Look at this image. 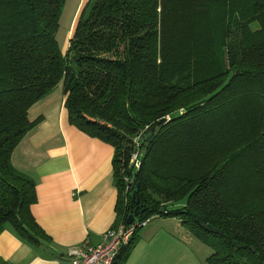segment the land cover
Instances as JSON below:
<instances>
[{
	"label": "trees",
	"instance_id": "trees-1",
	"mask_svg": "<svg viewBox=\"0 0 264 264\" xmlns=\"http://www.w3.org/2000/svg\"><path fill=\"white\" fill-rule=\"evenodd\" d=\"M63 1L0 0V231L48 240L9 157L61 82L68 124L112 147L113 224L174 217L206 264H264V0H86L62 53Z\"/></svg>",
	"mask_w": 264,
	"mask_h": 264
},
{
	"label": "crops",
	"instance_id": "crops-1",
	"mask_svg": "<svg viewBox=\"0 0 264 264\" xmlns=\"http://www.w3.org/2000/svg\"><path fill=\"white\" fill-rule=\"evenodd\" d=\"M27 119L37 121L9 162L33 181L36 198L29 210L48 240L31 245L5 224L0 264H69L70 248L96 244L113 225L112 147L68 124L61 82L31 104ZM210 252L176 218L153 216L138 229L123 264H206Z\"/></svg>",
	"mask_w": 264,
	"mask_h": 264
},
{
	"label": "built area",
	"instance_id": "built-area-1",
	"mask_svg": "<svg viewBox=\"0 0 264 264\" xmlns=\"http://www.w3.org/2000/svg\"><path fill=\"white\" fill-rule=\"evenodd\" d=\"M141 137L137 134L132 143L134 148L139 144ZM138 151L134 150L129 157V164L133 167L138 166ZM123 180L129 183V180L124 177ZM145 221L131 223L113 224L104 233L101 234L99 241L96 244L81 243L67 251L69 264H113V261L119 252L120 248L125 245L134 229L141 226Z\"/></svg>",
	"mask_w": 264,
	"mask_h": 264
},
{
	"label": "rangeland",
	"instance_id": "rangeland-1",
	"mask_svg": "<svg viewBox=\"0 0 264 264\" xmlns=\"http://www.w3.org/2000/svg\"><path fill=\"white\" fill-rule=\"evenodd\" d=\"M78 0H64L60 8L58 24L55 30V39L59 50L63 53L67 46V40L70 36L74 20L79 13V9L83 6L86 0H81L77 6ZM77 7V8H76ZM251 26L254 28L255 24Z\"/></svg>",
	"mask_w": 264,
	"mask_h": 264
},
{
	"label": "water",
	"instance_id": "water-1",
	"mask_svg": "<svg viewBox=\"0 0 264 264\" xmlns=\"http://www.w3.org/2000/svg\"><path fill=\"white\" fill-rule=\"evenodd\" d=\"M153 126H151V127H149L148 129H146L143 133H141V135H140V137H141V140L143 141V142H145V143H148L149 141H150V139H151V137H152V134H153ZM163 210V208H160L159 209V211H162ZM132 220H133V215H128L127 216V218H126V220H125V223L126 224H129V223H131L132 222ZM198 225L200 226V227H203L205 230H207V231H211V232H214L215 230L212 228V227H210L209 225H204L203 223H201V222H198Z\"/></svg>",
	"mask_w": 264,
	"mask_h": 264
}]
</instances>
